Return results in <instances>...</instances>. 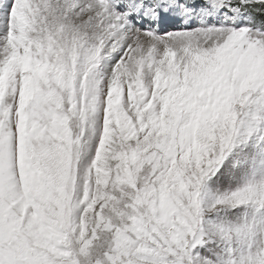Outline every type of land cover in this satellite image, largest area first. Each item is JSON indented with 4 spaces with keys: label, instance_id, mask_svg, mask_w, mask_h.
I'll return each mask as SVG.
<instances>
[{
    "label": "snow or ice",
    "instance_id": "1",
    "mask_svg": "<svg viewBox=\"0 0 264 264\" xmlns=\"http://www.w3.org/2000/svg\"><path fill=\"white\" fill-rule=\"evenodd\" d=\"M0 264H264V0H0Z\"/></svg>",
    "mask_w": 264,
    "mask_h": 264
}]
</instances>
